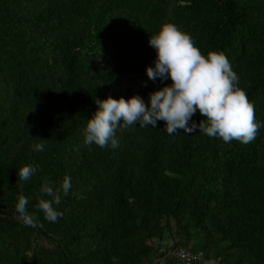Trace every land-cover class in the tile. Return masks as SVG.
<instances>
[{
    "label": "trees",
    "instance_id": "trees-1",
    "mask_svg": "<svg viewBox=\"0 0 264 264\" xmlns=\"http://www.w3.org/2000/svg\"><path fill=\"white\" fill-rule=\"evenodd\" d=\"M165 22L224 52L264 121V0H0V264H184L178 248L204 253L193 264H264V127L225 142L161 120L118 128L115 149L84 142L96 97L147 103L171 83L146 73ZM25 164L39 165L27 181ZM45 179L61 191L55 222L33 207Z\"/></svg>",
    "mask_w": 264,
    "mask_h": 264
},
{
    "label": "clouds",
    "instance_id": "clouds-1",
    "mask_svg": "<svg viewBox=\"0 0 264 264\" xmlns=\"http://www.w3.org/2000/svg\"><path fill=\"white\" fill-rule=\"evenodd\" d=\"M148 42L156 56L152 64L146 66L147 77L153 82L157 78L170 79L171 83L150 91L147 103L139 94L127 99L111 95L103 99L96 97L98 108L87 118L83 129L86 144L115 149L119 146L118 128L137 126V122L141 127L154 128L161 120L166 122L164 130L169 134L180 130L190 134L198 129L225 142L237 139L249 143L256 138L264 121L256 119L254 105L239 87V76L224 52L202 54L193 37L172 22L163 23L149 36ZM197 110L204 117L199 122L192 119ZM46 140L42 138L33 149L44 150ZM38 168V164H25L18 169L19 179L27 181ZM71 187V176L65 175L60 189L67 195ZM60 189L45 179L40 187L41 196L33 206L51 222L64 215L57 207L62 200ZM28 202L29 197L20 194L15 208L26 225L36 226L39 214L28 210Z\"/></svg>",
    "mask_w": 264,
    "mask_h": 264
},
{
    "label": "built area",
    "instance_id": "built-area-1",
    "mask_svg": "<svg viewBox=\"0 0 264 264\" xmlns=\"http://www.w3.org/2000/svg\"><path fill=\"white\" fill-rule=\"evenodd\" d=\"M175 255L184 264H193L195 262L204 261V253L202 251H194L191 248H178Z\"/></svg>",
    "mask_w": 264,
    "mask_h": 264
},
{
    "label": "rangeland",
    "instance_id": "rangeland-1",
    "mask_svg": "<svg viewBox=\"0 0 264 264\" xmlns=\"http://www.w3.org/2000/svg\"><path fill=\"white\" fill-rule=\"evenodd\" d=\"M162 244L164 247H171L173 242H172V239L170 237H165L162 241ZM169 257H172V253L171 254H168ZM163 263V262H161ZM178 264H181L178 262Z\"/></svg>",
    "mask_w": 264,
    "mask_h": 264
}]
</instances>
